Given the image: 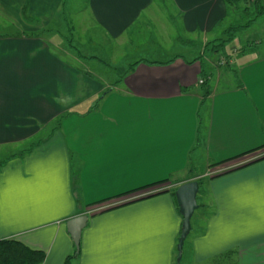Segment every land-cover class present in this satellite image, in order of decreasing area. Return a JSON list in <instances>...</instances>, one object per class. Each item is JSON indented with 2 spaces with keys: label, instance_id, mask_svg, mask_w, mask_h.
I'll use <instances>...</instances> for the list:
<instances>
[{
  "label": "crops",
  "instance_id": "0c3cea01",
  "mask_svg": "<svg viewBox=\"0 0 264 264\" xmlns=\"http://www.w3.org/2000/svg\"><path fill=\"white\" fill-rule=\"evenodd\" d=\"M64 1L28 0L24 21L26 0H0L21 29L0 35V152L15 151L0 162V241L64 264L76 253L67 222L87 215L73 264H226L229 253L237 264H264V30H254L264 15L241 32L252 38L237 35L223 65L221 54L199 58L241 1L170 0L169 28L148 27L160 34L138 38L133 61L122 44L127 69L114 78L102 70L112 55L82 54L88 47L74 45V34L68 43L50 36L65 27ZM154 8L88 0L86 12L111 51L141 18L159 15ZM93 57L96 72L83 65ZM195 180L199 209L178 263L174 192Z\"/></svg>",
  "mask_w": 264,
  "mask_h": 264
},
{
  "label": "rangeland",
  "instance_id": "374dc122",
  "mask_svg": "<svg viewBox=\"0 0 264 264\" xmlns=\"http://www.w3.org/2000/svg\"><path fill=\"white\" fill-rule=\"evenodd\" d=\"M162 1H164V3ZM255 1L256 0H241L240 7H238L237 10L232 11V15L228 17V19L226 20L225 23H223L219 32L223 31L226 28H229V25L231 23H232L231 25L238 24L239 18L240 17L243 18L245 16L244 15L245 9L248 7H250V8L253 7L255 4ZM63 5L65 6V9L62 8V11H63L62 16L65 20V27H63V25L61 24L60 28L62 30V33L59 32L58 34L54 35L56 31H50L51 32L50 36H54L56 38L58 37V39H60L61 42L68 43L66 41H70L71 40L70 35L74 34V37H73L75 40L74 45L78 44V39H82L81 44L87 45V47H88V49H85V48L81 49L79 47V49H81L82 54H84L86 56H96V57L101 58V59H105L106 57L108 58V57H110V55H112V61H111V59L108 60L110 64H108L107 66H103L102 70L107 72V74L109 76H112V77L114 76V78L122 77L125 74V71L127 69L126 68L127 66L124 65V64H126L125 59L118 61V59L121 58L120 54L122 55V51H123V50H121L122 44L125 43L126 46H128V43L130 42L129 43L130 45L128 46V50H129V52H130L129 54L131 56L130 61H133V59H134L133 56L134 55L137 56L139 53V51L137 50L138 45L135 44L136 42H138L137 41L138 38L139 39H150L153 36V34H157V35L160 34V33L159 34L157 33V30H158L157 28L156 29H148V27H155L156 26L158 28H169L170 25H168L166 23L167 22L166 18L169 15H172L173 10H174V9H172V4H171L170 0H154V5H155L154 12H158L159 15L150 16L152 23L149 22L148 20H146L145 17L141 18V20H139V22L134 26V28L130 32V34L127 35V37L123 41L121 39L119 41H114L115 43L114 42L111 43L112 49H111V51H109L107 48L109 47L110 43L106 47V44L103 43L104 40L102 38V33L97 31V29L90 23V19H89L90 16L86 12L88 0H65ZM64 10H65V12H64ZM250 10L251 9H249V11ZM250 12H252V11H250ZM66 15L68 16L67 22H66ZM27 16H28V14H27ZM81 16L84 19H86V22L81 20V23H83V24H81L79 22ZM22 18L24 21H27L24 16H22ZM62 23H63V20H62ZM175 24H176V28L178 30L177 32L179 33L178 35L182 36L181 35L182 34L181 21L179 18L176 19ZM72 26H74L73 29H71ZM139 28H140V32L138 31ZM20 30L21 29H19V27H17L11 19H9V16L0 12V35H11L14 33H20L21 32ZM254 30H256V31L264 30V17L262 19H259ZM254 30H252V31L254 32ZM73 31H75V33H73ZM253 32H252V34L251 33H245V32L240 33L241 42L246 41V38H252L251 36H253ZM139 35H140V37H139ZM76 36H78V38ZM224 36L225 35L223 34V35H220L218 37L223 38ZM258 37L263 38L262 35H258ZM90 38L93 40L89 41ZM224 38H226V37H224ZM237 38H239V37H236L234 42L232 44L228 45L227 49L231 48V46L238 45ZM188 39H190V38L188 37ZM210 39L213 40L212 38H210ZM259 40H261V39H259ZM71 42H72V40H71ZM89 43H90V45H89ZM103 44H104V47L102 46ZM163 46H166V45L163 44ZM211 46H210V48H211ZM202 49L204 50L205 48L203 47ZM102 50H104V52L106 53L105 57L102 55V53H104V52H102ZM181 50H182V45H180V43H178L176 51L178 53H182V55L186 56L187 58L190 57V52H187L185 54L184 53L185 51L181 52ZM237 50H238V48L236 49V52H233V54H236ZM111 52H113V53L111 54ZM162 54L164 55L167 53L165 50H163ZM191 55H193V54L191 53ZM206 55L207 56H203V54H202V56L199 55L200 56L199 59L205 60L208 57L211 58V57L215 56V54L213 56L211 54V52H209V51L207 52ZM96 57L84 59V62H86L85 64L83 63V65H85L84 68L87 70H90V68H91V69H93L94 72H96L95 68L93 67L94 66L93 64H96L95 63V60L97 59ZM214 74H215V72H214ZM96 75L100 76V73H96ZM20 150H21V148H18L16 153H20L21 152ZM14 152L15 151H12V150H10L9 152H6V151L0 152V162H3V160H5L7 157H9L11 155V153L13 154ZM258 157H256V158H258ZM197 181L200 182V180H197ZM96 211H99V209L96 208L95 211H93L91 213H94ZM193 220H194V218H193Z\"/></svg>",
  "mask_w": 264,
  "mask_h": 264
},
{
  "label": "trees",
  "instance_id": "16d2710c",
  "mask_svg": "<svg viewBox=\"0 0 264 264\" xmlns=\"http://www.w3.org/2000/svg\"><path fill=\"white\" fill-rule=\"evenodd\" d=\"M227 4L230 6L235 5L234 2L241 0H226ZM260 3V0H256L254 6H258ZM253 6V8H254ZM254 11L249 12V9H245L246 13V24L234 26L231 25L229 28L225 31L224 37L226 38H217L215 40H212L208 42L205 45V49L203 50V55L206 56L207 52H211V54H221L224 64H226V61L228 62L229 58L232 54L228 52V45L232 44L237 37V35L245 30H247L250 25H252L255 21H257L262 15H264V9L262 7L260 8H254ZM28 11V0H26V4L22 10V16L25 17L27 21H29V18L27 16ZM28 18V19H27ZM212 45V46H211ZM211 46V48H210ZM141 62H137L130 66V70H132L136 65H138ZM223 64V65H224ZM208 85L205 84V87ZM164 183V182H163ZM175 195V192H174ZM75 255L69 256L64 264H73V261L76 258ZM233 254L229 253L224 256L223 259L226 260V264H237L236 261L228 260V257L232 258ZM45 253L38 250H32L29 247L25 246L21 242L14 240V239H5L0 241V264H43L45 261ZM224 262V261H223ZM222 261L216 262L215 264H224Z\"/></svg>",
  "mask_w": 264,
  "mask_h": 264
},
{
  "label": "water",
  "instance_id": "95a60500",
  "mask_svg": "<svg viewBox=\"0 0 264 264\" xmlns=\"http://www.w3.org/2000/svg\"><path fill=\"white\" fill-rule=\"evenodd\" d=\"M198 193L199 183L196 180L181 184L175 190V199L179 208V213L183 218L182 232L177 247L178 263L182 259L184 243L192 229L191 220L195 212L199 209V204L197 202ZM87 220V215H81L67 222V229L75 245L76 254H78L80 250L81 235L87 224Z\"/></svg>",
  "mask_w": 264,
  "mask_h": 264
},
{
  "label": "built area",
  "instance_id": "2783aa9c",
  "mask_svg": "<svg viewBox=\"0 0 264 264\" xmlns=\"http://www.w3.org/2000/svg\"><path fill=\"white\" fill-rule=\"evenodd\" d=\"M220 62H221V64H224L223 61H220ZM200 83L203 84L204 81L203 80H200Z\"/></svg>",
  "mask_w": 264,
  "mask_h": 264
}]
</instances>
